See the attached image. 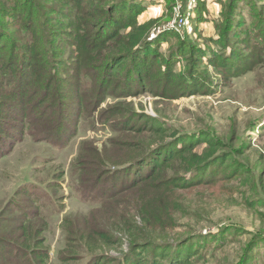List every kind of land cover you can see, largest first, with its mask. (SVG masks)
Wrapping results in <instances>:
<instances>
[{
    "label": "trees",
    "instance_id": "16d2710c",
    "mask_svg": "<svg viewBox=\"0 0 264 264\" xmlns=\"http://www.w3.org/2000/svg\"><path fill=\"white\" fill-rule=\"evenodd\" d=\"M1 1L6 4L1 6L0 13L14 16V25L22 19L32 25L37 16L34 15L36 0ZM43 1L47 5L40 15H47L46 9L55 15L61 14L64 7H69L65 18L74 30L69 34L68 45L76 49L77 55L65 61L49 54L37 38L21 44L19 52L15 42H0V158L13 149L17 135L27 129L57 146L73 137L83 115L89 116L95 129L109 127L117 135L103 146L91 140L79 145L73 162V183L79 182L88 194L87 200L95 206L84 218V224L75 223V229L69 226L65 247L70 254L66 259L61 256L60 261L80 259L77 253L81 252L74 246L79 237L86 246L83 253L91 251L88 264H195L210 243L211 234L206 239L191 235L173 237L182 232L176 229L179 221L185 216L195 219L199 212L206 210H194V206L223 202L219 196L224 181L238 175L233 170L242 172L247 167L241 160L237 162L235 156L237 152L245 155L250 142L241 141L236 145L235 130L228 136L208 131L202 133L206 146L198 152L195 147L200 139L196 136L186 138L166 124H157L156 117L136 111L129 103L100 107L108 95L149 93L160 98H178L197 93L214 94L216 88L208 64L221 77L217 86L223 79L232 81L254 70V64L263 58H258V54L264 53V42L251 49L246 46L251 42L244 45L242 40L263 34L264 21L256 24V20L254 27L237 29L232 21L228 23L233 15L228 14L221 24V30L229 33L228 37L207 41L204 48H199L183 40L176 30H167L163 36L152 39L154 20L139 23L145 7L138 0L108 3L106 22L115 21L120 27L113 32L106 23L97 26L83 22L76 26L88 11L89 0ZM237 3L233 1L229 13L237 11L234 9ZM90 16L98 20L102 14L90 13ZM125 26L130 32H121ZM240 29L246 38L238 37ZM168 38L175 39L169 58L159 52L160 45ZM100 49L103 51L100 60L89 58L92 51L100 53ZM86 59H91L92 64H87ZM180 61L185 63L181 71L177 69ZM83 71L89 75L88 90L83 88ZM254 74L260 76L264 71ZM262 94L264 100V89ZM71 122L75 125L72 133L68 127ZM249 177L250 191L255 195L259 178L254 171ZM26 192L40 212L41 197H33L28 187ZM191 194H197L200 199L188 205L186 201ZM252 201L249 197L244 202L251 204ZM109 204L111 207L106 208ZM98 213L103 218L94 216ZM92 215V222L88 221ZM28 223L29 218L25 217L16 235L0 231V264H48L50 252L45 249L44 241L37 238L40 230L31 234ZM263 240L264 234H252L234 261L226 256L218 263L251 264ZM125 242L128 248L121 256L95 252L102 247H123Z\"/></svg>",
    "mask_w": 264,
    "mask_h": 264
},
{
    "label": "rangeland",
    "instance_id": "374dc122",
    "mask_svg": "<svg viewBox=\"0 0 264 264\" xmlns=\"http://www.w3.org/2000/svg\"><path fill=\"white\" fill-rule=\"evenodd\" d=\"M112 1L115 0H89L88 11L81 16L76 26L83 22H93L97 26L106 23L107 27H111V32L120 28L115 21L106 22L108 3ZM233 1H238L234 6L237 11L229 13ZM138 2L145 7L138 19L139 23L154 20L152 39L163 36L167 30H176L183 40H189L199 48H204L207 41L228 37L229 33L221 30V24L228 14H233L228 23L232 21L237 29L254 27L256 20H258L256 24L264 21V0H138ZM3 4H6V1L0 0V8ZM34 5V15L36 13L37 16L33 18L32 25L24 19L14 25L16 22L14 16L0 13V35L5 36H0L1 44L15 42L19 52L22 49L21 44L37 38L41 47L48 50L49 54L71 61L70 56L77 55V52L72 45H68L69 34L74 30L73 26H68L65 18L69 7H64L61 14L55 15L46 9L47 15H40L39 13L45 12L47 2L36 0ZM90 13H99L102 16L95 20ZM121 32L128 33L130 28L125 26ZM238 37L246 38L242 29L238 30ZM263 37L264 33H261L258 38L242 40V44L251 42L246 46L251 49L257 48V45L264 42ZM174 40L168 38L160 45L159 52L165 57L169 58ZM54 50L57 51L54 53ZM102 53L101 49L100 53L92 51L89 58L100 60ZM258 58L261 59L254 64V70L244 72L240 74L241 77L232 81L223 79L218 86L216 84L221 77L215 73L213 65L208 64L209 73L214 81L213 87L216 88L214 94L197 93L178 98H160L149 93L124 97L108 95L100 107L104 109L118 106L122 102L129 103L136 111L147 112L156 117L157 124H166L186 138L196 136L200 139V143L195 147L198 152H202L206 146L202 133L208 131L228 136L235 130L238 138L236 145L241 141L250 142L245 155L237 152L235 156L237 162L241 160L247 167L242 172H239L240 169L233 170L238 175L224 181L219 196L223 202L220 204L212 202L204 207L194 206V210L203 208L206 210L199 212L195 219L185 216L179 221L176 229L182 232L174 234L173 237L191 235L206 239V235L211 234L208 238L210 243L201 251L195 264H219L218 261L226 256L232 262L238 256L242 245L247 244L252 238V234H264V100L261 98L264 74L260 76L254 74L258 70L264 71V53L258 54ZM86 60L87 64H92L91 59ZM184 65L185 63L180 61L177 69L183 70ZM88 78L89 75L83 71L84 90L90 88L87 84ZM68 127L71 133L72 130L75 131L74 122ZM107 128L109 127L95 129L92 119L83 115L73 137L57 146L52 141L41 140L38 135L31 134L29 129L22 135L18 134V141L13 143V149L0 158V231L16 235L21 231L19 227L21 221L27 217L31 234L40 230L37 238L44 241L45 249L50 252L48 264H88L91 251L83 253L86 246L79 237L74 241V246L81 252L77 253L80 259L67 263L60 261L61 256L66 259L70 254L65 247L69 226L74 228L75 223L84 224L86 221L84 218L95 206L92 205L93 202L87 200L88 194L79 182L73 183V162L82 141L91 140L95 145L103 146L107 140L117 135L111 128ZM252 171L256 172L259 178V188L255 195L250 191L249 174ZM27 187L33 197H41L40 212H37L38 209L31 203L30 194L26 192ZM249 197L253 198V201L246 204L244 201ZM197 199H200L197 194H191L186 203L192 205ZM110 207L109 204L106 208ZM99 214L94 216L103 218V215ZM94 216H90L88 221L92 222ZM104 222L110 223L108 220ZM31 237L34 239V235ZM127 248L128 244L125 242L123 247L116 245L106 249L102 247L95 252L104 254L105 251L107 255L114 257L121 256L122 251H126ZM255 255L251 264H264V244L255 250Z\"/></svg>",
    "mask_w": 264,
    "mask_h": 264
}]
</instances>
